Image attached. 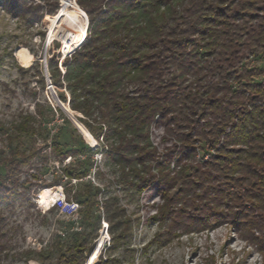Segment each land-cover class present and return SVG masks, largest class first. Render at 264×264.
I'll return each instance as SVG.
<instances>
[{
	"label": "trees",
	"instance_id": "16d2710c",
	"mask_svg": "<svg viewBox=\"0 0 264 264\" xmlns=\"http://www.w3.org/2000/svg\"><path fill=\"white\" fill-rule=\"evenodd\" d=\"M77 2L89 18L87 37L64 61V73L54 58L48 70L52 84L70 96L68 102L58 93L68 112L83 116L78 121L118 168L120 184L138 194L157 189L163 200L158 219L169 215L171 223L198 221L208 229L229 224L264 247L256 236L264 237V80L256 65L264 59V0ZM31 122L25 118L16 131L35 133ZM154 126L165 133L163 153L151 140ZM11 155L5 161L17 171L36 154L16 147ZM89 176V169L63 172L68 186ZM12 193L0 184V197ZM103 194L88 181L69 196L80 204L85 228L57 234L40 251L11 254L0 214V255L86 264L103 221L115 247L130 231L125 210L115 198L100 202Z\"/></svg>",
	"mask_w": 264,
	"mask_h": 264
},
{
	"label": "rangeland",
	"instance_id": "374dc122",
	"mask_svg": "<svg viewBox=\"0 0 264 264\" xmlns=\"http://www.w3.org/2000/svg\"><path fill=\"white\" fill-rule=\"evenodd\" d=\"M72 1L0 0V184L13 190L9 198L0 197L8 250L13 254L48 249L57 234L85 228L81 215L78 221H72L56 210L43 213L34 199L42 190L51 187H63L69 198L91 181L104 190L100 202L115 198L125 210L130 231L126 239L113 247L109 225L102 222L99 238L88 252L101 240L102 264L110 259H117L121 264H264V247L229 224L221 223L208 229L198 221L171 223L169 215L167 219H158V208L163 200L157 189L138 194L120 184L118 168L103 156V145L93 136L96 146L91 145L77 128L75 121L81 124L78 119L83 116L73 111L75 118L68 112L66 105H69L70 96L65 89L52 84L48 70V62L54 58L64 73L63 63L71 56L68 54L79 48L87 37L89 18L77 0L75 4ZM54 9L55 13H51ZM69 31L81 34L73 49H66L58 38ZM256 65L261 68L259 80L262 81L264 59ZM58 93L65 94L68 102H62ZM27 117H32L36 132L19 134L15 126ZM151 136L159 152H165L164 131L154 126ZM16 147L27 155L36 154L17 171L5 161L13 159L11 151ZM81 150H85L84 155L77 153ZM67 152L72 156L64 159ZM69 167L89 169L94 180L87 177L83 183L82 180L76 184L72 181L68 186L63 172ZM69 188L74 189L70 195ZM96 210L104 212L102 205ZM188 215L193 216V212ZM256 236L261 238L260 242L264 239L257 232ZM0 264L39 263L17 262L11 255L3 254Z\"/></svg>",
	"mask_w": 264,
	"mask_h": 264
},
{
	"label": "built area",
	"instance_id": "2783aa9c",
	"mask_svg": "<svg viewBox=\"0 0 264 264\" xmlns=\"http://www.w3.org/2000/svg\"><path fill=\"white\" fill-rule=\"evenodd\" d=\"M78 48H75L77 50ZM74 50V51H75ZM68 55H71L72 53ZM90 180H94L91 176L88 177ZM74 184L78 183L77 180L73 181ZM53 193L47 197V203L43 204L39 202L40 194L34 199L35 204L38 206V209L43 213H46L51 210H56L64 218L72 221H78L80 219L81 206L78 202L73 199H69L66 195L65 189L63 187H51L49 188Z\"/></svg>",
	"mask_w": 264,
	"mask_h": 264
},
{
	"label": "bare ground",
	"instance_id": "6f19581e",
	"mask_svg": "<svg viewBox=\"0 0 264 264\" xmlns=\"http://www.w3.org/2000/svg\"><path fill=\"white\" fill-rule=\"evenodd\" d=\"M80 37H81V34L78 31H69L67 33H64V34H61L58 36V38L62 41V43L64 44L66 49H73L77 45V43L79 42ZM57 101H58V103L62 104L58 99H57ZM75 124H76L77 128L85 135L86 139L89 140L91 145L96 146V144H94L95 141H94L92 135L90 134V132L79 122L75 121ZM52 193L53 192L50 191L49 189L42 190L40 192V196H39L40 201L39 202H41L43 204L47 203V197ZM93 248H94V246H93ZM93 248L90 251L88 258L90 257V255L93 251ZM100 254H101V240L99 241V244H98V246L95 250V253L93 254L91 260L87 264H96L99 257H100Z\"/></svg>",
	"mask_w": 264,
	"mask_h": 264
},
{
	"label": "water",
	"instance_id": "95a60500",
	"mask_svg": "<svg viewBox=\"0 0 264 264\" xmlns=\"http://www.w3.org/2000/svg\"><path fill=\"white\" fill-rule=\"evenodd\" d=\"M46 74H47V71H46ZM47 77H48V75H46ZM69 108H70V106L69 105H67ZM62 110H63V108H61ZM64 111V110H63ZM64 113L66 114V112L64 111ZM67 115V114H66ZM68 117V116H67ZM68 119L70 120V118L68 117ZM71 121V120H70ZM72 122V121H71ZM73 123V122H72ZM74 126H75V124H73ZM76 127V126H75ZM85 139V138H84ZM98 244H99V242H97L95 245H94V248H93V251H92V253H91V255H90V257L88 258V260H87V263L91 260V258H92V256H93V254L95 253V250H96V248H97V246H98Z\"/></svg>",
	"mask_w": 264,
	"mask_h": 264
}]
</instances>
